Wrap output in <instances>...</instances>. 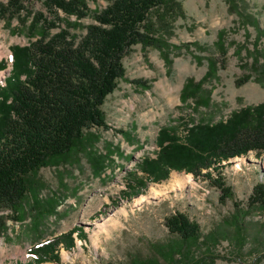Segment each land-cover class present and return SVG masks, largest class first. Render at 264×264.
Segmentation results:
<instances>
[{
    "label": "rangeland",
    "instance_id": "rangeland-1",
    "mask_svg": "<svg viewBox=\"0 0 264 264\" xmlns=\"http://www.w3.org/2000/svg\"><path fill=\"white\" fill-rule=\"evenodd\" d=\"M7 1L0 0L4 4ZM21 1L28 11L43 13L53 21L41 0ZM178 1L184 17L175 22L170 42L176 46H197H190L189 51L182 49L177 56L171 54L170 70L157 50L149 49L143 54L140 46L132 48L123 59L126 81L119 82L102 106L108 129L92 130L99 138L95 148L105 159L104 171L94 173L84 155L72 158L67 165L42 168L39 178L45 187L39 199L43 204L49 198L55 199L56 213L42 221L36 228L38 232L30 216L18 221L17 214L0 213L14 217L7 220V230L0 235V264H31L28 250L33 244L74 228L81 229L85 239L74 233L75 247L68 251L59 245V261L43 264H125L129 254L146 255L149 244L167 241L170 235L165 219L175 213L185 215L199 226L204 238L208 237L193 250L197 259L202 258L207 264H264V210L248 206L252 188L264 180V161L255 152L234 158L222 167L221 176L233 195L223 202L220 190L212 183L217 174L210 170L211 179L172 171L161 183H148L143 189L135 187L136 194L128 189L136 184L130 182L133 177L144 176L138 170L140 163L147 157H156L161 128L172 127L181 137L185 134L183 123L191 124V119L208 125L225 122L233 112L264 104V76L259 82L252 74L246 83L236 84V80L250 72L243 68L251 64L247 51L253 52L256 47L264 51V36L243 22L244 18L231 14L226 0ZM236 1L264 31V0ZM86 3L88 16L79 21L80 27L70 30L77 41L85 35V27L96 24L94 12L102 11L109 1ZM58 16L65 18L61 12ZM21 25L15 16L0 18V61L7 62L6 68L0 70V84L12 69V48L29 46L36 40L22 33ZM225 30L224 67L218 66L216 78L204 83V89L210 91L211 104L194 111V104L180 101L182 86L188 78L199 81L206 75L207 58L216 59L217 64L223 60L216 41L218 32ZM138 79L148 82L150 88L141 89L131 83ZM174 173L179 178L190 176L191 182L173 188L170 180ZM237 211L248 212L239 222V240L232 221ZM214 233L218 242L209 237Z\"/></svg>",
    "mask_w": 264,
    "mask_h": 264
},
{
    "label": "trees",
    "instance_id": "trees-1",
    "mask_svg": "<svg viewBox=\"0 0 264 264\" xmlns=\"http://www.w3.org/2000/svg\"><path fill=\"white\" fill-rule=\"evenodd\" d=\"M108 1L102 11L94 12L96 24L85 27L86 33L79 41L70 30L80 27L79 21L88 16L87 0H41L53 21L43 13L28 11L21 0L0 2V18L15 16L22 24L20 31L36 39L29 46L12 48V69L5 86L0 87V213L17 214L18 221L30 216L36 232L58 207L53 198L44 204L39 199L45 187L39 178L42 168L67 165L72 158L84 155L94 173L104 171L105 159L95 148L99 138L92 130L108 129L102 106L119 82L126 81L123 59L132 48L140 46L143 54L149 49L157 50L170 70L171 54L177 56L182 49L189 51L190 46H197L170 42L175 22L184 17L178 0ZM226 3L231 14L244 18L243 22L264 36L257 20L240 9L236 0ZM58 12L65 18H59ZM53 29L58 31L51 34ZM225 36L226 30L219 31L216 41L223 60L217 64L216 59L207 58L206 75L199 81L188 78L182 86L180 101L194 104V111L211 104L210 91L204 89V83L216 78L218 66L224 67ZM259 41L258 36L256 46ZM247 57L251 64L243 68L250 72L236 80L237 85L246 83L252 74L259 82L264 76V51L256 47L253 52L247 51ZM6 65V60H1L0 70ZM131 83L141 89L150 88L143 80ZM183 124L185 134L181 137L172 127L159 130L156 157H147L140 163L138 170L144 176L133 177L130 182L136 184L129 186V191L136 194L135 187L143 189L148 183H161L172 171L207 179H211L213 171L217 177L212 183L220 190L223 202L233 195L221 176L222 167L249 152L264 161V104L233 112L225 122L208 125L191 119V124ZM248 206L264 210V180L252 188ZM247 214L237 211L232 220L237 240L239 222ZM9 218L14 217L0 214V235L6 232ZM164 224L170 235L167 241L149 244L146 255L129 254L125 264H207L194 256L193 250L208 240L196 223L175 213ZM74 233L85 239L82 230L74 228L33 244L28 250L31 264L57 263L59 245L68 251L75 247ZM209 237L218 242L215 233Z\"/></svg>",
    "mask_w": 264,
    "mask_h": 264
},
{
    "label": "bare ground",
    "instance_id": "bare-ground-1",
    "mask_svg": "<svg viewBox=\"0 0 264 264\" xmlns=\"http://www.w3.org/2000/svg\"><path fill=\"white\" fill-rule=\"evenodd\" d=\"M170 182H171V186L173 188L174 187H179L180 188V187H182V185L190 183L191 182V177L190 176H185L184 178H179V176H177V174L174 173V175L172 176Z\"/></svg>",
    "mask_w": 264,
    "mask_h": 264
},
{
    "label": "built area",
    "instance_id": "built-area-1",
    "mask_svg": "<svg viewBox=\"0 0 264 264\" xmlns=\"http://www.w3.org/2000/svg\"><path fill=\"white\" fill-rule=\"evenodd\" d=\"M0 86H4V80H3V82L0 84Z\"/></svg>",
    "mask_w": 264,
    "mask_h": 264
}]
</instances>
